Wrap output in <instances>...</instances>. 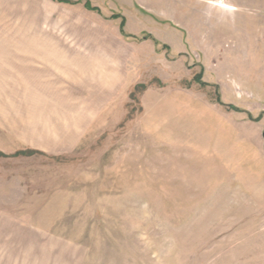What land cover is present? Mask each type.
Returning a JSON list of instances; mask_svg holds the SVG:
<instances>
[{"label":"rangeland","instance_id":"374dc122","mask_svg":"<svg viewBox=\"0 0 264 264\" xmlns=\"http://www.w3.org/2000/svg\"><path fill=\"white\" fill-rule=\"evenodd\" d=\"M0 264H264V0H0Z\"/></svg>","mask_w":264,"mask_h":264},{"label":"trees","instance_id":"16d2710c","mask_svg":"<svg viewBox=\"0 0 264 264\" xmlns=\"http://www.w3.org/2000/svg\"><path fill=\"white\" fill-rule=\"evenodd\" d=\"M85 7H86V8H92V7H91V4H90L89 1H87V2L85 3ZM93 10H95V9H93ZM95 11H96V10H95ZM112 18L117 19V18H119V16H118V15H113ZM123 25H124V21L122 20V27H123ZM198 78L200 79V78H201V75H199ZM218 103L221 104V101H220L219 99H218Z\"/></svg>","mask_w":264,"mask_h":264},{"label":"bare ground","instance_id":"6f19581e","mask_svg":"<svg viewBox=\"0 0 264 264\" xmlns=\"http://www.w3.org/2000/svg\"><path fill=\"white\" fill-rule=\"evenodd\" d=\"M220 7L223 8V9H228V10L234 9L233 7H230V6H227V5H221Z\"/></svg>","mask_w":264,"mask_h":264}]
</instances>
